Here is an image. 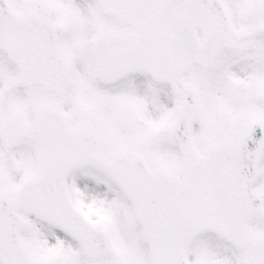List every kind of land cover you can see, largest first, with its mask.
Masks as SVG:
<instances>
[{"label": "snow or ice", "instance_id": "6c2138e0", "mask_svg": "<svg viewBox=\"0 0 264 264\" xmlns=\"http://www.w3.org/2000/svg\"><path fill=\"white\" fill-rule=\"evenodd\" d=\"M0 264H264V0H0Z\"/></svg>", "mask_w": 264, "mask_h": 264}]
</instances>
